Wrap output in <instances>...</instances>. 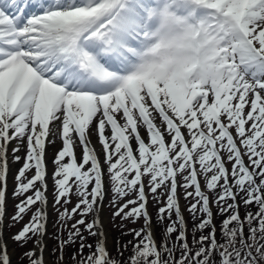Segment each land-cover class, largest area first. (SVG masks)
<instances>
[{"label": "snow or ice", "instance_id": "snow-or-ice-1", "mask_svg": "<svg viewBox=\"0 0 264 264\" xmlns=\"http://www.w3.org/2000/svg\"><path fill=\"white\" fill-rule=\"evenodd\" d=\"M25 216L21 264H264V0H0V264Z\"/></svg>", "mask_w": 264, "mask_h": 264}, {"label": "rangeland", "instance_id": "rangeland-1", "mask_svg": "<svg viewBox=\"0 0 264 264\" xmlns=\"http://www.w3.org/2000/svg\"><path fill=\"white\" fill-rule=\"evenodd\" d=\"M51 151V152H50ZM54 151V149L52 150H48L46 152V158H47V165L49 166V171H48V174H51L52 175V172L54 170V164H53V158H54V154L55 153H52ZM100 159H101V162L103 161V153L102 151H100ZM50 160V161H49ZM21 167V164L20 163H17L13 166V176H14V172ZM106 167V166H105ZM32 173H29V175H31ZM13 184H14V181H13ZM47 184H48V194H49V197L51 199V202H52V217L50 218V222L48 223V226H47V230H48V234L49 236H51V234L56 231V229L54 228V224L55 222L58 220V212L56 211V207H54V200H53V197H52V191H53V180L50 178V175L48 176L47 178ZM13 187V186H12ZM181 193H182V189L180 190ZM8 194H9V190H8ZM10 194H11V191H10ZM11 197V195H10ZM18 201L17 200H14V199H11L9 198L8 201H7V207H8V219L10 220V217L11 215L14 214V205L17 203ZM77 200H76V197L73 196L71 197V204H69L67 207L69 209H71V207H73L75 204H76ZM180 205H181V209L183 211V214L186 218V216L188 217L189 214L185 213V210H186V206H187V202L182 198V195H181V198H180ZM109 203L107 202V208L104 209V216L106 218V223H105V230L108 232V234L106 235L107 237V244H108V247L109 249L111 248V245H112V240H111V237H110V232L112 233V227L114 224H117L119 225L120 224V220L119 218H117V220L115 222L112 221V213L113 211L115 210L114 208H111L108 206ZM35 208V206H33ZM63 209L61 208V211ZM148 210L149 212L152 214L153 216V220H155V214H156V207L154 206L153 203L148 204ZM30 216V214H29ZM29 216H25L24 220L21 221L19 224H16L15 227L13 228H8V227H5L6 229V232L8 234V238H10L13 234H15L16 231H18L24 223H26L29 219ZM76 219H79V217L77 216ZM89 221H91L92 217L90 216L89 218ZM74 221H69L68 222V226L70 227L71 223H73ZM143 224V221L140 220L138 221L136 224H128V227L129 228H132V227H135V228H139L141 227ZM104 230V232H105ZM120 235H121V230L120 228L118 230H116ZM64 235L66 236L67 235V232L65 231L64 232ZM125 238H130L131 236H123ZM125 238H122V240H126ZM11 240V239H10ZM92 240H95L94 237H89V242L91 243ZM12 245L9 247V250L13 252V256H12V260H13V264H21V255L24 251H26L27 249H22V248H19L15 245V243L13 241H11ZM55 244V241H52V240H49L48 241V244H47V250H46V253H45V256H46V259L49 260V261H53L54 260V257L51 255V251H52V248ZM115 250V249H114ZM68 251H72V249H68ZM88 250L85 249V254H87ZM23 264H27V261H23ZM69 264H70V261H69Z\"/></svg>", "mask_w": 264, "mask_h": 264}, {"label": "trees", "instance_id": "trees-1", "mask_svg": "<svg viewBox=\"0 0 264 264\" xmlns=\"http://www.w3.org/2000/svg\"><path fill=\"white\" fill-rule=\"evenodd\" d=\"M252 210L253 211H255L256 209H255V207L253 206L252 207ZM215 211H216V209L214 208V213H215ZM244 215V210H243V207H241V216H243ZM187 219H188V217H187ZM219 219L220 218H217V224L219 223ZM155 226V225H154ZM191 228V222L189 221V229ZM119 229V227L116 229V230H118ZM116 230H114V232H113V236H112V238H113V245H112V249L111 250H113L114 251V249H115V244H116V240L119 238V239H122V238H125V237H123V236H121ZM159 228H155V232H156V236H157V239H159ZM126 240H131L132 239V237H130V238H125ZM125 240V241H126ZM189 240H191V235L189 234Z\"/></svg>", "mask_w": 264, "mask_h": 264}, {"label": "bare ground", "instance_id": "bare-ground-1", "mask_svg": "<svg viewBox=\"0 0 264 264\" xmlns=\"http://www.w3.org/2000/svg\"><path fill=\"white\" fill-rule=\"evenodd\" d=\"M93 140V143L94 144H96V148H97V146H98V144H97V142L94 140V139H92ZM51 152V151H50ZM53 153V152H52ZM55 155V154H54ZM54 159V158H53ZM50 161V160H49ZM47 210V209H46ZM100 220H101V224H102V227H103V231L105 230V223H106V218H105V216H104V212H103V210L101 209V212H100ZM105 234H106V230H105Z\"/></svg>", "mask_w": 264, "mask_h": 264}]
</instances>
